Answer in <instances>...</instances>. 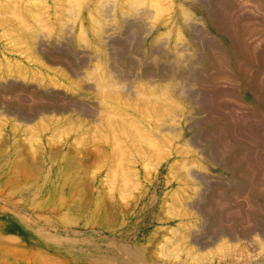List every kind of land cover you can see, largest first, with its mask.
<instances>
[{"label":"bare ground","instance_id":"bare-ground-1","mask_svg":"<svg viewBox=\"0 0 264 264\" xmlns=\"http://www.w3.org/2000/svg\"><path fill=\"white\" fill-rule=\"evenodd\" d=\"M251 1L0 0V184L136 187L137 204L151 186L158 200L164 177L177 187L159 220L177 225L153 238H165L158 256L264 264L245 261L260 246L230 221L248 194L214 187L249 169L233 154L256 150L246 133L264 136V69L250 56L264 53V0Z\"/></svg>","mask_w":264,"mask_h":264},{"label":"rangeland","instance_id":"rangeland-1","mask_svg":"<svg viewBox=\"0 0 264 264\" xmlns=\"http://www.w3.org/2000/svg\"><path fill=\"white\" fill-rule=\"evenodd\" d=\"M240 1H243V4L246 3L244 2L246 0ZM248 3L254 6L252 1L249 0L246 4ZM262 6L264 5H260L261 12L264 9ZM254 20L258 19L254 18ZM257 37H255V44L260 39L259 36ZM258 43L260 42L258 41ZM250 56L257 65L253 68L257 72L263 73V51L259 54L252 52ZM244 92L243 85L237 95L239 94V98L245 101L249 99L246 103H252L253 96ZM252 134L253 136L246 133L248 135L246 143L256 146V150L258 149L261 154L262 151L264 152V136L258 138L254 136L255 133ZM238 147L239 145L234 147L236 148L233 152L236 156L235 160L242 162L244 159L243 162L250 167L252 166L253 170L249 167L251 170L248 169L243 172L244 179L242 177L236 179L235 176H232L230 181H225V185L224 183H217L214 187H221L223 191L232 192L236 196L235 198L232 197L233 199L238 197L241 200L243 196L248 194L246 206L240 201L237 202L240 204L239 206L235 203L233 209H227L228 212H233L238 208L239 211L241 210L240 216L243 213L246 214L247 217L243 215L239 219V213L236 215L235 211L230 221L234 222L238 228L243 224L244 227L246 225L248 238L256 239L260 246L252 249L253 252L248 255V259L246 255L245 261H247L255 256L262 257L264 253V241L261 233L258 230L255 231L257 224L264 229L262 226L264 225V179L260 180L264 176L262 174L264 173V153L261 154L260 160V154L256 150L249 152V154L246 153L247 156L243 153L245 148L241 147L236 152ZM242 154L247 157L243 158ZM255 158H257L258 163ZM259 165L262 166L263 171L259 169V167L261 168ZM218 172H223V176L229 175L227 171L218 170ZM256 174L257 176H255ZM255 177H259L258 182ZM165 186V178L161 177L160 183L157 185L159 199L152 198L155 187L152 188L151 186L148 187V196L135 204L138 193L136 187H129L123 192L116 185H95L90 186L87 189L88 192H80L78 189L74 191V187L71 185L0 184V264H154L153 260L160 257L156 247L160 245L159 248H161L165 242V238L155 241L160 239V236H156L157 232L163 234L166 227H176L177 225V222L171 225L165 222L161 223L159 220L162 210L160 205H162L165 194L177 187L175 185L168 189ZM258 203L256 208L257 205L255 204ZM241 205L244 209H241ZM245 208H250V211ZM234 216L238 217L240 224ZM242 219L244 222L248 220L249 223H244ZM155 237L156 239L153 240ZM141 255H143L144 262L140 261ZM148 255H153V259L150 260ZM162 258L169 260L172 264L179 261L178 258L171 257L169 259L165 256L160 257L161 261ZM215 264L223 263L217 262Z\"/></svg>","mask_w":264,"mask_h":264}]
</instances>
